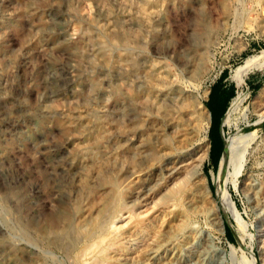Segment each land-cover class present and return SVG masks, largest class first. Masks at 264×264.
<instances>
[{
    "label": "rangeland",
    "instance_id": "obj_1",
    "mask_svg": "<svg viewBox=\"0 0 264 264\" xmlns=\"http://www.w3.org/2000/svg\"><path fill=\"white\" fill-rule=\"evenodd\" d=\"M263 49L264 0H0V264L137 258L171 233L164 264H264L263 68L234 72ZM224 69L235 96L214 170L205 101ZM167 73L209 111L195 104L191 133L205 160L174 176L163 152L179 145L155 128Z\"/></svg>",
    "mask_w": 264,
    "mask_h": 264
},
{
    "label": "bare ground",
    "instance_id": "obj_2",
    "mask_svg": "<svg viewBox=\"0 0 264 264\" xmlns=\"http://www.w3.org/2000/svg\"><path fill=\"white\" fill-rule=\"evenodd\" d=\"M109 55H111V54H109ZM254 68H257V69L264 68V49L261 50L260 53L252 54L251 56H249L242 65H240L239 67H237V69H235L234 72H237L239 75L243 76ZM162 79L164 80V82H168V84H170L169 87H166L167 89L165 88L166 84L164 85ZM158 81L159 82L155 86V90H156L155 92L160 93V94L163 93L164 99H159V100L157 99L158 101H156L157 103L155 106L158 108V113L161 115V117L158 114L159 120L157 119L158 123H157V126L155 128H156V131L157 130L159 131L160 127L161 128L165 127L166 130L173 133V135L175 136V142L179 145L178 149H180L177 154L169 153V150H168V153L163 152V155H165L167 162H166V166H162V169H163V171L167 172L169 174V176H174L176 173H179V172L185 174L187 172L186 171L187 167L189 166L191 161H193L194 157L199 156L200 160L202 162L205 160V158L207 156V152H208V146H209V139L205 140L204 138H201V141L197 145L192 143L191 133H192V131L194 129V125H195V123H193V120L194 119L196 120V118H193V114H194V110H195V104L197 106V110L202 108L201 109V111L203 113L202 118H204L207 123L209 122V114H208L209 111L205 110V108H204L205 105L202 104V102L199 99H197V97L195 98L193 93L185 91V88H184L185 86H182L180 84V80L173 77L172 74L167 73L165 76L159 77ZM156 97L158 98V97H160V95L157 94ZM243 98H244L243 92H240L235 97V99H237V100H241ZM154 100L155 99H153V101ZM150 107H152V106H150ZM142 110L145 111V108L143 107ZM142 110H141V112H142ZM142 113H144V112H142ZM202 113H200V114H202ZM231 120H232L231 115H230V113H228V115L225 116L224 123L230 124ZM150 126H152V125H150ZM166 130H164V131H166ZM159 133H158V136L160 135ZM251 135H253V134H251ZM244 136H246V134H244L242 136V138ZM155 140H156V138H155ZM155 140H154V142H155ZM238 140H237V137L231 138L229 140V142L227 144V150H228L229 155H231L230 154L231 152L235 153L237 146L240 145L239 143L241 142V139L239 140V142H237ZM161 142L162 141H159V138H157V141H156L157 145L156 146H158V148L161 149L162 151H166V150H163L165 148V143H163L164 147H162ZM166 144H167V142H166ZM173 145H175V144H173ZM192 145L194 147H192ZM174 148H176V147H174ZM229 160H231V159H229ZM194 161H196V160H194ZM235 161H237V160H234V162ZM228 163H229V161H228ZM237 168H236V170H237ZM238 172L239 171H237V173ZM187 175H188V173H187ZM240 187L243 189H246V191H247V190L252 189L253 185L251 183L244 181L243 183L240 184ZM213 213H211V214H213V216L217 215V214L219 215L220 214L219 209H217ZM221 228H222V226H221ZM182 231L183 230H181V232ZM192 232H194V231H192ZM174 235L175 234L171 233L167 238L164 239V241L163 240H161V241L154 240L150 244H148V245L146 244L147 246L144 248V252H143L142 256H140V257H137V258L134 257L133 258L130 256V254H128L126 252H121V250L118 251L119 249L117 250L115 248L116 250H111L108 258L106 260H104L103 262H100L99 260L97 262H95V260L92 259V260H94V262H91L90 264H164V261H163L164 258H166V256L168 255V253L171 250H174L176 248V236H174ZM184 235H185V233H182V236H184ZM88 237L89 236H87V238ZM71 239H73V238H71ZM76 239L77 238H75V240Z\"/></svg>",
    "mask_w": 264,
    "mask_h": 264
},
{
    "label": "trees",
    "instance_id": "obj_3",
    "mask_svg": "<svg viewBox=\"0 0 264 264\" xmlns=\"http://www.w3.org/2000/svg\"><path fill=\"white\" fill-rule=\"evenodd\" d=\"M228 76L227 69L222 70L220 75L216 78V80L211 84L208 98L205 101L206 106L210 111V124L208 128V136L210 139V147H209V157L212 155L214 142L217 141L219 144V149L216 154V164L214 166V170L219 166L220 159L222 157L224 151V140L221 135V123L224 112L227 108V105L231 99V97L235 93V88L233 83L227 82L226 78ZM252 86V85H251ZM252 89H256L257 86H252ZM235 96V95H234ZM233 96V97H234ZM232 100V99H231ZM218 111V114L215 115V111ZM227 112V110H226ZM226 114V113H225ZM264 123H261L263 125ZM203 169H208L207 164H204ZM226 234L229 238L231 236L230 227L226 226Z\"/></svg>",
    "mask_w": 264,
    "mask_h": 264
},
{
    "label": "crops",
    "instance_id": "obj_4",
    "mask_svg": "<svg viewBox=\"0 0 264 264\" xmlns=\"http://www.w3.org/2000/svg\"><path fill=\"white\" fill-rule=\"evenodd\" d=\"M264 84V68L260 71L256 72V74L252 75L250 79V85L257 86V89H259ZM218 114V111H215V115ZM262 123H264V119L261 120ZM260 122V121H259Z\"/></svg>",
    "mask_w": 264,
    "mask_h": 264
},
{
    "label": "water",
    "instance_id": "obj_5",
    "mask_svg": "<svg viewBox=\"0 0 264 264\" xmlns=\"http://www.w3.org/2000/svg\"><path fill=\"white\" fill-rule=\"evenodd\" d=\"M263 119H264V118H263ZM261 120H262V119H261ZM261 120H260V121H261Z\"/></svg>",
    "mask_w": 264,
    "mask_h": 264
}]
</instances>
